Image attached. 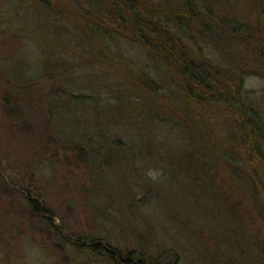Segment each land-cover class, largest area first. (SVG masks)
<instances>
[{"label": "rangeland", "instance_id": "1", "mask_svg": "<svg viewBox=\"0 0 264 264\" xmlns=\"http://www.w3.org/2000/svg\"><path fill=\"white\" fill-rule=\"evenodd\" d=\"M196 1L251 35L224 51L193 25L184 42L237 67L241 103L264 121L262 0ZM63 26L32 0H0V264H113L68 245L79 237L162 264H264V157L241 139V112L192 98L176 67L125 38L86 58L54 36Z\"/></svg>", "mask_w": 264, "mask_h": 264}, {"label": "trees", "instance_id": "2", "mask_svg": "<svg viewBox=\"0 0 264 264\" xmlns=\"http://www.w3.org/2000/svg\"><path fill=\"white\" fill-rule=\"evenodd\" d=\"M261 4L264 7V0ZM32 5L39 12L67 23L71 30L63 26L53 32L54 36L67 37L71 33L69 36L72 39H68L82 44V54L86 58L89 55L103 57L108 49L107 41L122 37L143 48L147 53L159 55L170 70L176 67L178 71L176 73L171 71V74L180 78L192 98L199 95V92L204 97L215 93L222 94L223 99L215 95L211 104L221 105L230 111L234 109L240 111L241 115L238 114L237 122L239 118L241 139L252 149L249 153H255L258 159L260 156L264 157L260 151L264 148V121L246 104L241 103L245 99L242 73L237 71V67L221 69L213 65L201 49L192 47L190 50L184 42L192 30L191 26L199 25L202 27L201 37L204 40L217 41L224 51L235 49V45L243 48L242 45L251 39V35L243 33L231 20L214 18L212 13L203 18L201 15L203 13L199 11L201 7L196 0H182V2L175 0L159 6L154 5L150 0H32ZM196 16L200 18L198 21H195ZM57 69L56 72L46 74L47 78L58 77L60 71L59 68ZM142 81L143 84L151 82L145 76ZM148 87L157 89V86L148 85ZM204 100L210 101L209 98ZM253 162L255 161L245 160V165ZM229 164V171L232 174L242 172L237 169L236 162L232 161ZM242 165L244 166V162ZM26 196L32 210L41 216L46 212L49 225L55 229L53 218L49 215L51 212L45 208L41 199ZM69 244H73L79 250H87L96 257H103L113 264H162L158 260L146 259L142 251L119 252L102 240L79 237L73 243L68 241Z\"/></svg>", "mask_w": 264, "mask_h": 264}]
</instances>
